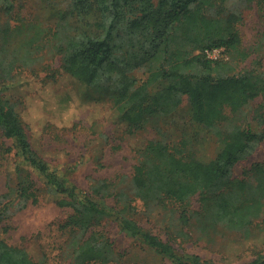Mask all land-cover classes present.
<instances>
[{
    "label": "trees",
    "instance_id": "obj_1",
    "mask_svg": "<svg viewBox=\"0 0 264 264\" xmlns=\"http://www.w3.org/2000/svg\"><path fill=\"white\" fill-rule=\"evenodd\" d=\"M109 8L102 35L68 38L59 46V74L80 84L87 91L84 96L109 105L116 136L136 148L133 173L114 180L95 179L90 185L95 198L80 192L35 151L17 97L32 88L28 77L8 60L5 41L11 25L7 20L0 24V132L14 148L15 158L7 169L9 190L35 197V176L42 183L38 189L50 194L57 205L72 209L64 224L70 236L69 264H117L123 253L96 230L105 220L116 222L128 237L133 259L146 253L173 264H218L178 252L127 211L137 198L162 206L173 203L184 227L180 235L195 241L213 239L211 233L219 227L236 232L244 241L262 234V228L256 232L254 226L264 211V164L253 163L243 177L234 175L235 165L254 151L260 139L247 125L223 130L221 123L227 118L225 106L237 112L264 95V68L235 70L247 52L236 30L240 15L226 0H110ZM214 47H223L227 59L207 58L204 49ZM141 67L144 76L138 78L133 70ZM184 98L192 119L218 137L216 155L209 161L189 155L182 144L139 135L151 115L171 114ZM108 139L107 133H97L95 161ZM108 197L115 205L106 204ZM2 215L0 210V220ZM41 253L35 246H19L0 237V264H43L46 256ZM238 264H264V254Z\"/></svg>",
    "mask_w": 264,
    "mask_h": 264
},
{
    "label": "rangeland",
    "instance_id": "obj_2",
    "mask_svg": "<svg viewBox=\"0 0 264 264\" xmlns=\"http://www.w3.org/2000/svg\"><path fill=\"white\" fill-rule=\"evenodd\" d=\"M110 0H0V24L9 21L5 49L15 71L29 79V87L20 107L22 124L35 149L52 167L76 185L77 189L96 198L90 185L95 179L114 180L119 175H131L137 163L133 142L116 136L112 110L105 102L84 96V89L71 78L59 74L61 61L59 46L66 39H86L103 34L109 20ZM229 8L238 11L236 23L241 47L247 55L235 70L264 68V0H226ZM143 77V67L133 70ZM52 81V82H50ZM49 82V83H48ZM87 95V94H86ZM227 118L223 130L234 125H247L259 141L254 151L234 167V175L243 177L256 162L264 164V95L251 99L239 111L224 107ZM103 131L109 139L104 143L101 157L94 160L97 133ZM145 139H157L169 144H182L189 155L209 161L216 155L218 137L212 129L195 122L188 100L171 114L151 115L139 130ZM0 237L19 246H35L46 256L43 264H69L66 257L69 229L66 223L72 209L57 205L50 194L43 193L40 180L34 176L38 190L35 197H24L10 192L7 177L8 162L14 160L10 138L0 132ZM115 205L112 197L105 199ZM127 215L149 229L163 241H168L178 252L196 254L218 264L248 262L264 254V211L255 221L254 231L260 236L245 240L236 232L222 227L211 233L213 239H186L179 222L176 205L165 206L137 198ZM112 242L116 251L123 253L117 264H173L168 259L140 253L133 259L128 252V237L116 222L105 220L96 227ZM215 240V242H214ZM38 264H42L38 261Z\"/></svg>",
    "mask_w": 264,
    "mask_h": 264
},
{
    "label": "built area",
    "instance_id": "obj_3",
    "mask_svg": "<svg viewBox=\"0 0 264 264\" xmlns=\"http://www.w3.org/2000/svg\"><path fill=\"white\" fill-rule=\"evenodd\" d=\"M204 55L211 60L227 59V55L223 47H214L211 49H204Z\"/></svg>",
    "mask_w": 264,
    "mask_h": 264
}]
</instances>
